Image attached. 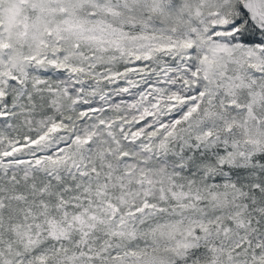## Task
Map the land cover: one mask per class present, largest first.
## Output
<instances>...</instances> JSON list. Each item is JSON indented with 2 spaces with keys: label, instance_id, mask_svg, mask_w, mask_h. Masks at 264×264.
<instances>
[{
  "label": "snow or ice",
  "instance_id": "obj_1",
  "mask_svg": "<svg viewBox=\"0 0 264 264\" xmlns=\"http://www.w3.org/2000/svg\"><path fill=\"white\" fill-rule=\"evenodd\" d=\"M0 264H264V0H0Z\"/></svg>",
  "mask_w": 264,
  "mask_h": 264
}]
</instances>
